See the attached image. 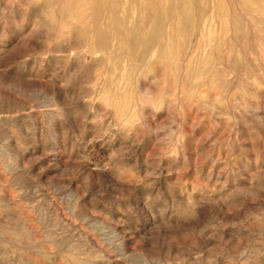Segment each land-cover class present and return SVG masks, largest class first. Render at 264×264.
Segmentation results:
<instances>
[{
    "label": "rangeland",
    "instance_id": "rangeland-1",
    "mask_svg": "<svg viewBox=\"0 0 264 264\" xmlns=\"http://www.w3.org/2000/svg\"><path fill=\"white\" fill-rule=\"evenodd\" d=\"M96 1L0 0V264H264V0Z\"/></svg>",
    "mask_w": 264,
    "mask_h": 264
},
{
    "label": "bare ground",
    "instance_id": "bare-ground-1",
    "mask_svg": "<svg viewBox=\"0 0 264 264\" xmlns=\"http://www.w3.org/2000/svg\"><path fill=\"white\" fill-rule=\"evenodd\" d=\"M44 1H45V0H44ZM46 1H47V0H46ZM97 1H98V0H97ZM97 1H96V3H97ZM35 2H36V1H34L33 5L35 4ZM48 2H49V1H48ZM157 2H158V1H157ZM31 3H32V2H31ZM53 3H54V2H53ZM90 3H91V2H90ZM114 3H115V2H114ZM43 4H44V3H43ZM171 4L173 5V3H171ZM183 5H184V4H183ZM248 5H249V4H248ZM45 6H46V5H45ZM62 6H63V5H62ZM127 6H128V5H127V2H125L122 8L125 9ZM159 6H160V5H159ZM23 7H24V6H23ZM37 7H38V5H37ZM41 7H42V6H41ZM173 7H174V6H173ZM35 8H36V6H35ZM169 8H170V7H169ZM31 9H32V8H31ZM38 9H39V8H38ZM40 9H41V8H40ZM28 10H29V9H28ZM49 10H50V9H49ZM165 10H166V9H165ZM172 10H173V9H172ZM26 11H27V10H26ZM163 12H164V11H163ZM160 13H162V12H160ZM172 13H173V12H172ZM43 14H45V13L43 12ZM164 14H165V13H164ZM169 14H170V13H169ZM169 14H167V16H168ZM31 15H32V14H31ZM31 15H30V17H31ZM48 15H50V14H48ZM161 15H162V14H161ZM27 16H28V15H27ZM33 16H34V15H33ZM169 16H170V15H169ZM49 17H50V16H49ZM79 17H80V16H79ZM127 17H129V16L127 15ZM151 17H152V16H151ZM151 17H150V18H151ZM163 17H164V15H163ZM46 18H47V17H46ZM92 18H93V17H92ZM170 18H171V17H170ZM170 18H169V20H170ZM186 18H187V17H186ZM27 19H28V18H27ZM31 19H32V18H31ZM33 19H34V17H33ZM56 19H57V18H56ZM94 19H95V18H94ZM96 19H97V18H96ZM77 20H79V18H78ZM88 20H89V19H88ZM122 20H124V19H122ZM138 20H139V19H138ZM42 21H43V20H42ZM164 21H166V20H164ZM98 22H99V21H98ZM135 22H136V21H135ZM34 23H35V22H34ZM139 23H140V22H139ZM36 24H37V23H36ZM36 24H35V25H36ZM155 24H156V23H155ZM129 25H130V24H129ZM38 26H39V25H38ZM75 26H76V25H75ZM151 26H152V25H151ZM33 27H34V26H33ZM39 27H40V26H39ZM62 27H63V26H62ZM78 27H79V26H78ZM99 27H100V26H99ZM40 28H41V27H40ZM171 29H172V28H171ZM67 30H69V29H67ZM98 30H99V29H98ZM139 30H140V29H139ZM81 31H82V30H81ZM96 31H97V29H96ZM96 31H92V32H95V33H96ZM107 31H108V30H107ZM154 31H155V30H154ZM65 32H66V31H65ZM92 32H91V33H92ZM75 33H76V32H75ZM98 33H99V32H98ZM98 33H97V34H98ZM93 34H94V33H93ZM101 34H102V33H101ZM142 34H145V32L142 33ZM63 35H64V34H63ZM71 35H72V34H71ZM124 35H126L125 32H124ZM124 35H123V38H122V39H124ZM68 36H69V35H68ZM72 36H73V35H72ZM72 36H71V37H72ZM81 36H82V35H81ZM96 36H97V35H96ZM100 36H101V35L99 34V37H100ZM111 36H113V35H111ZM135 36H136V35H135ZM137 36H138V35H137ZM166 36H168V35H166ZM74 37H75V36H74ZM103 37H105V36H103ZM172 37H173V36H172ZM67 38H68V37H67ZM76 38H77V37H76ZM86 38H87V37H85L84 39L86 40ZM133 38H134V36H133ZM136 38H137V37H136ZM150 38H151V37H150ZM154 38H155V37H154ZM88 39H89V38H88ZM97 39H98V37H97ZM99 39H100V38H99ZM103 39H105V38H103ZM166 39H167V38H166ZM63 40H64V39H63ZM101 40H102V39H101ZM156 40H157V39H156ZM65 41H66V38H65ZM83 41H84V40H83ZM89 41H90V40H89ZM104 41L107 42V37H106V40H104ZM133 41H134V40H133ZM172 41H173V40H172ZM54 42H55V41H54ZM86 42H87V40H86ZM152 42H153V41H152ZM155 42H156V41H155ZM157 42H158V40H157ZM159 42H160V40H159ZM164 42H165V41H164ZM176 42H177V41H176ZM84 43H85V41H84ZM93 43H94L95 48H96L95 41H94ZM134 43H135V42H134ZM104 44H106V43H104ZM132 44H133V43H132ZM82 45H83V43H82ZM89 45L92 46L91 44H89ZM94 45H93V46H94ZM106 45H107V44H106ZM106 45H105V46H106ZM108 45H111V43L108 42ZM133 45H134V44H133ZM162 45H163V44H162ZM80 46H81V45H80ZM98 46H99V45H98ZM103 46H104V45H103ZM103 46H102V47H103ZM121 46H122V45H121ZM158 46H159V45H158ZM82 47H84V45H83ZM111 47H112V45L110 46V48H111ZM115 47H116V46H115ZM86 48H87V47H86ZM91 48H92V47H91ZM95 48H93V49H95ZM98 48H99V47H98ZM107 48H108V47H107ZM120 48H121V47H120ZM159 48H160V47H159ZM79 49H80V48H79ZM87 49H88V48H87ZM93 49H92V50H93ZM104 49H105V47H104ZM137 49H138V48H137ZM146 49H147V48H146ZM88 50H89V49H88ZM95 50H96V49H95ZM100 50H103V48H100ZM100 50H99V51H100ZM108 50H109V52H110L112 49H111V50L108 49ZM152 50H153V49H152ZM164 50H165V48H164ZM112 51H113V50H112ZM112 51H111V52H112ZM144 51H145V50H144ZM155 51H156V50H155ZM166 51H167V50H166ZM87 52L91 53L90 51H87ZM100 52H101V51H100ZM113 52H114V51H113ZM113 52H112V53H113ZM119 52H120V51H119ZM96 53L98 54V51H97ZM112 53L109 54V56L112 55ZM114 53H115V52H114ZM127 53H129V52H127ZM144 53H145V52H143V55H144ZM99 54H100V53H99ZM172 54H173V53H172ZM93 55H94V54H93ZM102 55H103V53H102ZM98 56H99V55H98ZM104 56H106V54H105ZM107 56H108V54H107ZM113 56H114V55H113ZM138 56H139V55H138ZM90 57H91V56H90ZM111 57H112V56H111ZM114 57H115V56H114ZM150 57H151V56H150ZM95 58H98V57H95ZM101 58H102V57H101ZM103 58H105V57H103ZM115 58H116V57H115ZM141 58H142V57H141ZM146 58H147V57H146ZM146 58H143V59H146ZM158 58H159V57H158ZM107 59H109V58H107ZM110 59H111V58H110ZM113 59H114V58H113ZM113 59H111V60H113ZM148 59H149V58H148ZM148 59H147V60H148ZM161 59H162V58H161ZM86 60H87V59H86ZM92 60H93L94 63H95V62H96L95 60H97V59H95V60L92 59ZM102 60H103V59H102ZM124 60H125V59H124ZM147 60H146V62H147ZM89 61H90V60H89ZM100 61H101V59H100ZM100 61H98V62L101 63ZM136 61H137V60H136ZM148 61H149V60H148ZM123 62H124V61H123ZM137 62H138V61H137ZM102 63H104V62H102ZM134 63H135V62H134ZM139 63H140V62H139ZM143 63H144V62H143ZM96 64H98V63H96ZM128 64H129V63H128ZM98 65H99V64H98ZM98 65H95V66L97 67ZM101 65H102V64H101ZM117 65H118V64H117ZM133 65H134V64H133ZM133 65H132V66H133ZM142 65H143V64H142ZM91 66H92V65H91ZM99 66H100V65H99ZM112 66L114 67V64H113V63H112ZM120 66H121V64H120ZM143 66H144V65H143ZM129 67H130V66H129ZM145 67H146V66H145ZM145 67H144V68H145ZM97 68H99V67H97ZM136 68H137V67H136ZM101 69H103V68H101ZM104 69H105V68H104ZM96 70H97V69H96ZM111 70H112V67H111ZM116 70H117V69H116ZM123 70H124V69H123ZM139 70H140V69H139ZM146 70H147V69H146ZM112 71H114V70H112ZM99 72H100V73H104V72H102L101 70H99ZM106 72H107V71H106ZM125 72H126V71H125ZM130 72H131V71H130ZM139 72H140V71H139ZM146 72H147V71H146ZM107 73L111 75V73H109V72H107ZM107 73H106V74H107ZM127 73H128V72H127ZM144 73H145V72H144ZM184 73H185V72H184ZM106 74H105V75H106ZM120 76H121V75H120ZM132 76H133V75H132ZM95 77H96V76H95ZM101 77H102V75H101ZM107 77H108V76H107ZM129 77H131V76H129ZM103 78H104V77H103ZM110 78H111V77H110ZM110 78H109V79H110ZM135 78H136V77H135ZM98 79H99V78H97V80H98ZM101 79H102V78H101ZM132 79H133V77H132ZM136 79H137V78H136ZM103 80H104V79H103ZM110 80H111V79H110ZM105 81H107V80H105ZM129 81H130V80H129ZM132 81H133V80H132ZM132 81H131V82H132ZM98 82H99V80H98ZM102 82H104V81H102ZM102 82H101V83H102ZM106 83H107V82H106ZM126 83H128V82H126ZM126 83H125V84H126ZM95 85H96V84H95ZM116 86H117V85H116ZM113 87H114V86H113ZM133 87H134V86H133ZM138 87H139V85H138ZM138 87H137V88H138ZM152 88H153V87H152ZM113 89L115 90V88H113ZM117 89H118V88H117ZM123 89H124V88H123ZM135 89H136V88H135ZM145 89H146V88H145ZM147 89H148V88H147ZM127 90H128V89H127ZM110 91H111V90H110ZM117 91H118V90H117ZM119 91H120V90H119ZM137 91H138V90H137ZM115 92H116V90H115ZM139 92H140V91H139ZM143 92H145V91H143ZM149 92H150V91H149ZM108 93H109V92H108ZM110 93H111V92H110ZM105 94H106V93H105ZM115 94H116V93H115ZM127 94H128V93H127ZM143 94H145V93H143ZM146 94H147V93H146ZM52 95H53V94H52ZM109 95H110V94H109ZM109 95H108V96H109ZM111 95H112V94H111ZM124 95H125V94H124ZM105 96H106V95H105ZM115 96H116V95H115ZM139 96H140V95H139ZM143 96H144V95H143ZM98 97H99V96H98ZM109 97H110V96H109ZM109 97H107V98H108V99L112 98V96H111L110 98H109ZM147 97H148V96H147ZM100 98H101V97H100ZM107 98H106V99H107ZM121 99H123V98H121ZM134 99H135V98H134ZM123 100H125V99H123ZM123 100H121L120 102H122ZM153 100H154V99H153ZM51 101H52V100H51ZM110 101H111V99H110ZM116 101H117V100H116ZM116 101L113 102V104H114V103L116 104ZM145 101H146V100H145ZM111 102H112V101H111ZM111 102H110V103H111ZM110 103H108V104H110ZM117 103H118V101H117ZM137 103H139V101H138ZM208 103H209V102H208ZM91 104H92V103H91ZM120 104H121V103H120ZM125 104H126V102H125ZM93 105H94V104H93ZM117 105H119V104H117ZM128 105H129V104H128ZM113 106H115V105H113ZM44 107H45V106H44ZM54 107H55V106H54ZM120 107H121V106H120ZM123 107H124V106H123ZM112 108H113V107H112ZM118 108H119V107H118ZM216 108H217V107H216ZM122 109H123V108H122ZM49 111H50V110H49ZM33 113H34V112H33ZM42 113H43V112H42ZM51 114H53V113H51ZM53 115H54V114H53ZM123 115H124V114H123ZM28 117H29V116H28ZM53 117H54V116H53ZM122 119H123V118H122ZM37 126H38V125H37ZM6 152H7V151H6ZM41 214H42V213H41ZM29 235H30V234H29ZM105 235H106V234H105ZM108 236H109V235H108ZM32 237H33V236H32ZM108 238H109V237H108ZM121 241H122V240H121ZM33 242H34V241H33ZM120 244H121V243H120ZM40 248H41V247H40ZM78 252H79V251H78ZM81 254H84V253H81ZM84 256H85V255H84ZM85 257H86V256H85ZM81 260H82V259H80V261H81ZM83 260H84V259H83ZM77 261H78V260H77ZM78 262H79V261H78Z\"/></svg>",
    "mask_w": 264,
    "mask_h": 264
}]
</instances>
